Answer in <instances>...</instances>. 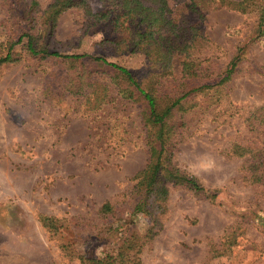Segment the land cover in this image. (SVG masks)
Instances as JSON below:
<instances>
[{
    "label": "rangeland",
    "instance_id": "1",
    "mask_svg": "<svg viewBox=\"0 0 264 264\" xmlns=\"http://www.w3.org/2000/svg\"><path fill=\"white\" fill-rule=\"evenodd\" d=\"M54 1L0 0V58L14 59L0 65V264H264V179L252 183L250 159L232 153L264 150L262 10L166 0L191 39L162 69L133 50L136 27L116 1L82 0L52 29ZM24 34L38 49L85 57L33 56L26 38L15 44ZM92 58L129 70L158 110L188 92L168 119L167 162L204 191L163 175L167 196L154 210L136 179L148 160L146 104L117 95L120 74ZM143 201L148 211L135 213Z\"/></svg>",
    "mask_w": 264,
    "mask_h": 264
},
{
    "label": "trees",
    "instance_id": "2",
    "mask_svg": "<svg viewBox=\"0 0 264 264\" xmlns=\"http://www.w3.org/2000/svg\"><path fill=\"white\" fill-rule=\"evenodd\" d=\"M110 1V0H102ZM119 8L118 16L124 17L126 21H130L135 25V31L132 33L130 27H127L129 31V37H132L133 50L142 53L148 60L152 61L156 65H160L163 68L169 69L172 64V58L176 54V51L180 50L186 42L191 38H188V27L185 24L176 22L171 16V11L167 6L166 0H114ZM7 4L20 3L21 0H4ZM82 0H55L47 9L46 16L49 27L53 29L55 21L64 11L72 9L81 4ZM221 6L236 10L241 13L251 11L254 7L258 10H262L260 17V27L264 25V0H219ZM196 3H190L187 8L193 12L198 13ZM29 7H36V2L31 1ZM110 12H101L97 16L100 19L106 20L109 17ZM21 17H25L21 14ZM164 30V33L160 31ZM26 38V49L33 56H43L50 58H59L65 60H80L84 58V55H64L58 52H46L38 49L34 42V37L29 34L21 36L15 44H18ZM14 44L11 45V48ZM93 61L100 62L104 65L111 67L120 74L122 84L117 87V95L122 98L137 101L146 104V126L150 134L147 136L148 146V160L145 168L138 173L136 179L138 181V187L140 191L144 192L148 197L152 195V202H150L155 209H158L156 204H159L165 200L167 196V190L163 186L162 176L167 181L174 182L176 184L186 185L193 190L200 192L204 191L199 185L197 180L192 177H188L174 171L167 162L170 149L168 147L170 141V134L172 128L169 126L168 119L171 117L172 110L179 106L180 101L188 94V92L182 94L178 98L170 99V104L161 110L157 109V96L152 94L151 91L140 87L139 83L134 79L131 72L124 67L116 64L108 63L101 58H92ZM14 59L10 52L4 57L0 58V65L8 62H13ZM238 57L234 58L231 63L230 69L226 72V76L223 80L230 78L231 74L235 70ZM182 73L186 76L188 64L182 61ZM190 77V76H189ZM105 92L98 94V99L105 100ZM233 155L246 159H250L249 180L252 183H261L264 179V150L263 149H249L240 146H234L232 148ZM149 202V201H148ZM150 204V205H151ZM149 204L146 201L139 202L134 207V212L148 211L146 206ZM112 207L110 204H104L101 207L103 213H109ZM43 225L56 228L55 222L50 218H43ZM118 256H123L122 253ZM112 258H110L111 260ZM116 259V258H114ZM121 259V258H120ZM88 264H111L109 259H88Z\"/></svg>",
    "mask_w": 264,
    "mask_h": 264
}]
</instances>
